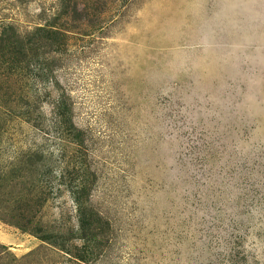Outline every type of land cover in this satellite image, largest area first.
<instances>
[{
    "label": "rangeland",
    "instance_id": "1",
    "mask_svg": "<svg viewBox=\"0 0 264 264\" xmlns=\"http://www.w3.org/2000/svg\"><path fill=\"white\" fill-rule=\"evenodd\" d=\"M0 264H264V0H0Z\"/></svg>",
    "mask_w": 264,
    "mask_h": 264
},
{
    "label": "trees",
    "instance_id": "2",
    "mask_svg": "<svg viewBox=\"0 0 264 264\" xmlns=\"http://www.w3.org/2000/svg\"><path fill=\"white\" fill-rule=\"evenodd\" d=\"M63 38H64V33L62 34ZM62 108L66 109V107H64V103L62 101L57 102L56 106H55V112H54V122H53V128H55L56 130L60 127V126H65V124L68 122L67 120L70 118L69 112L68 113H62L61 110H63ZM65 114V115H63ZM30 120H33L35 125L40 124V120L39 119H31V117H28ZM38 121V122H37ZM37 122V123H36ZM33 123V125H34ZM85 219V218H84ZM83 219V221H84ZM82 221V219H80Z\"/></svg>",
    "mask_w": 264,
    "mask_h": 264
}]
</instances>
